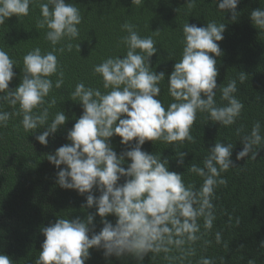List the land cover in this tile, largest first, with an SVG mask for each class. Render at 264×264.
<instances>
[{"label": "clouds", "instance_id": "obj_1", "mask_svg": "<svg viewBox=\"0 0 264 264\" xmlns=\"http://www.w3.org/2000/svg\"><path fill=\"white\" fill-rule=\"evenodd\" d=\"M37 2L0 0V25L12 16L28 15L30 5ZM141 2L132 0L134 4ZM239 3L240 0H217L218 9L230 12L232 21L237 18ZM187 4L191 8L195 0H187ZM39 6L42 19L38 27L48 29L45 38L53 46L65 38L79 37L77 26L82 16L73 3L46 0ZM250 19L256 28L264 29V9L251 11ZM121 29L127 32L120 40L127 48L126 54L107 57L93 66V73L100 75L103 88L109 91L102 93L98 88L86 87L83 82L76 84L70 94L71 100L78 101L83 112L67 133L66 138L71 143L60 146L46 157L58 169L57 184L80 195L87 194L82 207H95L96 212L89 213L86 219L58 218L42 227L40 231L45 239L35 264H85L91 258L89 250L92 248L102 249L105 258L131 256L138 264H142L149 253H164L169 261H182L195 255L190 245L201 238L198 221L203 218V227L211 230L215 220L212 202L215 189L227 183L220 174L236 166L231 158L233 144L216 141L207 149L203 167L197 164L187 167V172L203 178L197 189L194 184H185L184 173L169 170L167 158L161 159V154L142 150L146 141L195 143L191 128L198 112L209 113L210 119L222 126L234 124L240 116L244 105L234 95L237 92L235 79L221 88V99L227 103L217 106L215 100L218 88L216 57L222 55L217 42L224 39L226 25L215 21L203 27L184 24L182 58L168 76V93L175 102L167 109L157 99L165 73L151 70L150 58L157 52L156 42L151 36L141 37L130 22L122 24ZM66 47L71 51L73 45L68 43ZM77 48L80 51L79 45ZM56 51L55 47L43 54L39 47L29 51L23 57L21 83L10 89L17 62L0 48V101L19 105V111L14 114L22 115L21 125L25 132L47 124L48 108L39 113L34 110L45 104V97L53 87L59 89L64 84V72ZM53 75L57 76L55 85L50 78ZM245 78V73L239 74L241 82ZM55 104L53 99L49 106ZM12 114L0 111V127H7ZM66 120L65 113L58 111L35 139L47 146L48 137ZM114 135L121 137L120 143L127 146L119 155L110 142ZM241 142L243 148L236 154V161L249 154L251 159H256L259 150L255 146L264 144L259 121ZM186 155L182 151L176 153L178 166L184 165ZM122 178L123 183H120ZM94 189L100 193L98 196ZM96 215L102 218L103 227L99 232L95 231L93 223ZM109 215L116 217L114 224L105 219ZM220 241L221 234L217 232L216 242ZM260 246L264 247V241ZM173 249L181 255L170 256ZM0 264H13V261L8 255L0 254ZM198 264H214V261L202 257Z\"/></svg>", "mask_w": 264, "mask_h": 264}, {"label": "trees", "instance_id": "obj_2", "mask_svg": "<svg viewBox=\"0 0 264 264\" xmlns=\"http://www.w3.org/2000/svg\"><path fill=\"white\" fill-rule=\"evenodd\" d=\"M41 2L46 0L31 4L28 15L12 16L0 25V48L17 62L10 89L21 83L23 57L36 47L42 54L55 47V55L64 72L62 87H53L45 97V104L34 110L39 113L48 108L49 113L47 124L37 130L25 132L21 125L22 115L14 114L19 111V105L0 101V111L13 113L7 127H0V254L8 255L13 264H35L45 239L40 231L42 227L58 218L86 219L89 213L96 212L95 207H82L87 194L80 195L57 184L58 169L46 157L54 154L60 146L71 143L66 138L67 133L83 112L79 102L71 100L70 94L76 84L83 82L86 87L98 88L102 93L109 91L103 88L100 75L93 73V66L107 57L126 54L127 48L120 40L127 32L121 29V25L130 22L141 37L151 36L156 42L157 52L150 58L151 70L165 73L157 99L167 109L175 102L168 93V76L174 70V64L182 58L184 24L203 27L215 21L226 25L224 39L217 42L222 55L216 57V104L224 106L227 103L221 99V88L235 79L237 92L234 95L244 105L240 116L234 124L222 126L212 121L209 113L198 112L191 128L195 143L146 141L142 150L161 154V159L167 158L169 170L184 173L185 184H194L197 189L203 178L187 172V167L190 164L203 167L207 149L216 141L233 144L231 158L236 166L220 174L227 183L217 185L215 189L212 200L215 220L211 230L203 227V218L198 221L201 238L190 245L195 255L182 261H169L164 258V253H149L142 264H198L202 257L211 258L214 264H264V247L260 246L264 241V144L255 146L259 150L256 159H251L249 154V157L236 161V154L243 148L241 139L250 135L255 122H260L261 135L264 136V29L256 28L250 19L251 11L264 9V0H240L235 21H232L230 12L218 9L217 0H195L191 8L187 0H142L140 4H134L132 0H66L80 10L79 37L65 38L55 46L45 38L48 29L38 27V21L42 19ZM68 43L73 45L71 51L67 50ZM62 47L65 50L60 52L58 49ZM242 72L246 74L243 82L239 80ZM50 78L55 85L57 76ZM53 99L56 104L49 106ZM58 111L65 113L66 123L48 137L47 146L41 145L35 137L45 130ZM120 140L121 137L116 135L110 138L118 155L127 150ZM181 151L187 155L184 165L178 166L176 153ZM123 166L127 167V163ZM94 193L100 194L95 189ZM101 219L95 216L96 232L103 227ZM105 219L113 224L116 221L113 215ZM217 232L221 234L220 243L216 242ZM89 251L91 258L85 264H138L131 256L105 258L102 249ZM169 255L180 256L181 253L173 249Z\"/></svg>", "mask_w": 264, "mask_h": 264}]
</instances>
